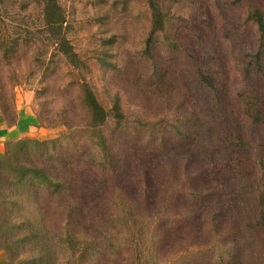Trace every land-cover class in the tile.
<instances>
[{
    "label": "rangeland",
    "instance_id": "1",
    "mask_svg": "<svg viewBox=\"0 0 264 264\" xmlns=\"http://www.w3.org/2000/svg\"><path fill=\"white\" fill-rule=\"evenodd\" d=\"M53 1L61 28L44 0H0V122L26 141L0 161L7 264H264L258 141L219 0H157L149 49V0ZM164 67L178 81L152 95ZM200 73L235 102L249 171L230 168L229 123Z\"/></svg>",
    "mask_w": 264,
    "mask_h": 264
},
{
    "label": "trees",
    "instance_id": "2",
    "mask_svg": "<svg viewBox=\"0 0 264 264\" xmlns=\"http://www.w3.org/2000/svg\"><path fill=\"white\" fill-rule=\"evenodd\" d=\"M46 2L44 6V16L47 22V26L51 28H61L63 19L61 18L60 8L53 0H44ZM218 2V0H217ZM215 12L219 14V20L221 21L220 36L221 40L229 44V49L232 53V61L229 63L233 69L236 68L237 73L240 75L246 90L244 95L249 98L247 101V112L250 118V125L255 130V138L258 141V148L256 149V155L258 158V164L262 169L260 172L261 179L264 183V98L262 99V93L264 94V7L258 5L254 0H219V7L215 3ZM150 17H151V29L147 39V49L152 43V37L159 32L164 30V14L157 4V0H149ZM248 45L247 50L243 53L244 49L236 50V47H243ZM67 43L63 42L60 44L61 47H66ZM68 53V51H64ZM72 55V54H71ZM201 72V71H200ZM199 72H197L198 74ZM156 79L151 82L150 89L152 95H163L169 96V92L174 88L178 78L173 70L163 68L161 72H157L155 75ZM200 83H206L215 92L217 97L218 108L220 113L227 118L229 127L226 129V136L228 137L229 149L233 155L238 158L235 160L230 153L229 165L232 170L249 171L250 168V157L249 150L244 144L246 138L247 128L243 126L239 114L236 112L235 102L229 96H226L225 84L223 82L217 83L215 87L209 76L205 77L198 76ZM86 86V85H85ZM147 89V88H146ZM86 94V92H85ZM88 103L87 107H96V101L88 90L87 95ZM249 130V129H248ZM191 136L188 134L181 141L183 144L190 143ZM26 143L24 140H13L8 141L5 146V153L0 158V161L5 157L8 148L13 144L14 146H22ZM25 146V145H24ZM24 149V148H20ZM250 149L252 147L250 146ZM191 150L197 151L196 148ZM26 150L24 149L23 153ZM85 172H87L89 178H96L95 170H91L90 161L87 159L85 166ZM100 167L97 169L99 173ZM93 172V173H92ZM43 180L48 181L43 170H39L36 173ZM59 187V185H58ZM65 191L59 193L70 192L73 190L74 185L72 180L65 187ZM264 202V200H263ZM262 228L264 231V209L261 211ZM5 254V253H4ZM6 256V255H5ZM7 259V257H6Z\"/></svg>",
    "mask_w": 264,
    "mask_h": 264
},
{
    "label": "crops",
    "instance_id": "3",
    "mask_svg": "<svg viewBox=\"0 0 264 264\" xmlns=\"http://www.w3.org/2000/svg\"><path fill=\"white\" fill-rule=\"evenodd\" d=\"M22 132V127H19V125L13 124L11 126H7L4 121L0 122V158L5 153L6 143L8 141L18 140L20 133ZM0 264H7L6 256L2 251H0Z\"/></svg>",
    "mask_w": 264,
    "mask_h": 264
}]
</instances>
